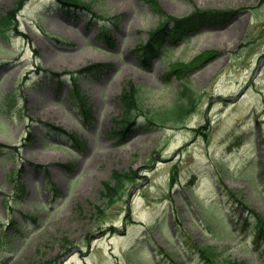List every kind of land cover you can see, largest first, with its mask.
Returning <instances> with one entry per match:
<instances>
[{"label": "rangeland", "instance_id": "1", "mask_svg": "<svg viewBox=\"0 0 264 264\" xmlns=\"http://www.w3.org/2000/svg\"><path fill=\"white\" fill-rule=\"evenodd\" d=\"M18 1L0 0V29ZM81 1L91 11L29 0L0 33V264H57L68 249L76 253L66 264H209L207 247L223 264H264L254 214L264 223V4L160 0L175 18L222 14L143 68L136 49L161 22L150 6ZM105 29L113 47L99 38ZM205 52L214 55L185 80L168 75L172 63ZM95 66L77 76L88 119L70 106L71 74ZM129 83L152 113L171 107L184 85L196 109L167 125L139 115L128 130L120 96ZM56 128L67 135L48 131ZM131 170L135 183L100 216L104 181Z\"/></svg>", "mask_w": 264, "mask_h": 264}, {"label": "trees", "instance_id": "2", "mask_svg": "<svg viewBox=\"0 0 264 264\" xmlns=\"http://www.w3.org/2000/svg\"><path fill=\"white\" fill-rule=\"evenodd\" d=\"M63 6H77L82 7L79 4L78 0H58ZM153 7L155 9L158 8L159 3L158 0H149ZM24 0H21L17 3L16 8L14 11L7 13L5 17L1 19V25L3 26V29H0L1 33H6V31L11 26L12 21H14L15 14L20 10L22 3ZM264 2V0H262ZM199 15V22L207 21L211 17V13H200ZM190 25V23H189ZM188 26V24L184 21L175 22V26L172 30L175 33H171V35L176 36L179 38V34H183L185 31V28ZM168 32V26L164 25L163 28H161L159 31H156L151 34L150 40L148 43L140 48L138 50V57L139 61L142 66L150 65L151 59L155 58L159 54V47L161 46V43L166 35H162L164 33ZM102 37L105 38V34H102ZM213 53H206L204 54L203 59H207L211 57ZM184 69H188L187 66L181 67L179 69H176V73H182ZM72 96L75 101V103L79 105L84 104V97L82 96V93L77 85V83H74ZM183 99L182 101H185L181 105H177L174 109H169L166 111H162L159 113H156L155 116L152 117L153 120L159 121L162 123H167L169 120L180 122L184 118H186L187 115H189L195 106V97L194 94L188 90L186 94H182ZM123 105H124V113H123V123L131 125L133 121L134 115L138 112H144V106L142 103V98L140 96V91L138 88H136L134 85H129L128 89H126L122 95L121 98ZM135 176L134 173L131 172V174H120L118 172H115L111 179L103 184V190L101 191V199L105 201L107 204L111 205L114 202H116L117 199L120 198L126 183L132 182L134 180ZM19 191L23 193V187L19 188ZM257 218L262 221L261 217L259 215H256ZM260 234L264 233V228L261 225L260 226ZM202 253L212 264L218 263V253L216 249L208 247L202 249Z\"/></svg>", "mask_w": 264, "mask_h": 264}, {"label": "bare ground", "instance_id": "3", "mask_svg": "<svg viewBox=\"0 0 264 264\" xmlns=\"http://www.w3.org/2000/svg\"><path fill=\"white\" fill-rule=\"evenodd\" d=\"M66 36H70V32H67L66 31ZM218 41H220V40H218ZM213 42H217V41H213ZM87 59V57L86 56H82L80 59ZM52 115L54 116V118H57V119H59V121L61 120V118L59 117V113H57L56 111H54V112H52Z\"/></svg>", "mask_w": 264, "mask_h": 264}]
</instances>
